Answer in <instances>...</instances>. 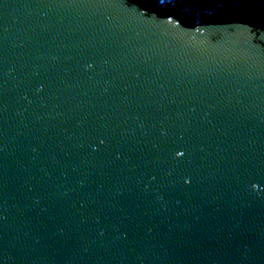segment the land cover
<instances>
[{"label":"water","instance_id":"obj_1","mask_svg":"<svg viewBox=\"0 0 264 264\" xmlns=\"http://www.w3.org/2000/svg\"><path fill=\"white\" fill-rule=\"evenodd\" d=\"M0 264H264V0H0Z\"/></svg>","mask_w":264,"mask_h":264},{"label":"snow or ice","instance_id":"obj_2","mask_svg":"<svg viewBox=\"0 0 264 264\" xmlns=\"http://www.w3.org/2000/svg\"><path fill=\"white\" fill-rule=\"evenodd\" d=\"M179 154V153H178Z\"/></svg>","mask_w":264,"mask_h":264}]
</instances>
